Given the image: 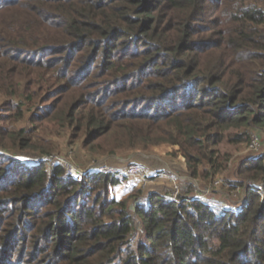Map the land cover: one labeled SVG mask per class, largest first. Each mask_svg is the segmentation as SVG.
I'll return each instance as SVG.
<instances>
[{"label":"trees","instance_id":"1","mask_svg":"<svg viewBox=\"0 0 264 264\" xmlns=\"http://www.w3.org/2000/svg\"><path fill=\"white\" fill-rule=\"evenodd\" d=\"M3 106L2 150L50 152L38 125H13L42 107L38 120L67 121L90 153L169 143L212 183L224 145L264 131V0H0ZM238 175L224 183L243 197L219 208L192 181L178 201L141 187L116 199V173L0 155V264H264V156Z\"/></svg>","mask_w":264,"mask_h":264},{"label":"rangeland","instance_id":"2","mask_svg":"<svg viewBox=\"0 0 264 264\" xmlns=\"http://www.w3.org/2000/svg\"><path fill=\"white\" fill-rule=\"evenodd\" d=\"M57 95H53L49 97L45 101H37V105H45V104H57L58 99ZM48 107V106H47ZM46 108V107H45ZM35 113L33 115V119L30 120V122H24V121H15L13 122V125L15 127L19 126H30V125H38L39 127L36 129L35 132L40 133V139L38 140V145L46 148H51L49 153L47 154H58L63 156L64 158L70 159L72 162L75 164L81 166V167H87L90 165L93 161H98V162H108L110 164L118 165V166H123L127 162H139L141 163L151 174H153L149 179L155 180L160 177V173H163L164 175H169L170 176H179V182H185V187L184 190L188 188V182L192 181L193 187L189 189L188 194L192 196H198L196 194L202 195L204 198H216L218 200H222L223 202L227 203L230 205V207H235L236 201L243 196L242 193L238 194L236 191L233 189L228 188V185L225 184L226 179H241L238 175V168L242 161L244 159H249V160H254L258 157L264 156V131L260 130L258 128H253L251 130V136L253 134H257L260 140V145L261 149L259 148L258 151H251L248 149V142L245 143H240L237 145H231V144H225L224 147L229 149L232 152L231 159L229 161V166L227 167L226 170H224L220 175L223 182L220 184H212V183H206L202 179H195L189 180L190 174H188L186 170V167L184 166V158L182 155L178 154L175 152L176 147L169 144V143H160L155 146H151L149 149L145 151H137L138 156L133 155L132 157L134 158H127L124 159L123 161H119L120 156L127 155V153H122V155H102L98 153H90L86 146H84L83 140L84 136L81 134L74 133L75 130L71 127V125H68L67 121H62V122H55L51 121L48 122L47 120H38L37 116L43 115L44 114V108L42 107H36ZM48 110V108H46ZM9 111V108H6L5 106L0 107V124H8L10 120H7L3 118L2 116L3 113L4 115H7ZM12 112V111H11ZM41 122L43 124L47 125V130L41 129L40 125ZM135 152V151H133ZM0 155H5L10 158H17L21 159L24 161H31L34 160L36 157L41 154L40 152L29 149V148H24V149H6L2 150L0 148ZM132 153V152H131ZM149 153H154L157 154L162 162L156 165L155 167L148 166L147 164H144L143 161H145L146 155H148L150 158L155 159L153 157V154ZM135 154V153H134ZM141 160V161H140ZM48 164V163H47ZM49 166V164H48ZM151 168H157L151 169ZM170 169V173H167L168 170ZM158 174V175H156ZM139 177L141 180V184L144 186L147 192H150L151 190L154 189V184L150 182V180H144L145 177H142L138 174L135 175H129V174H117V179L119 180L115 184L109 185L110 193L113 194V196L116 199H123L128 196V194L131 192L133 188L138 187V182L136 181V177ZM215 176L214 178L218 177ZM189 180V181H188ZM141 185V186H142ZM183 186V185H182ZM196 188V189H195ZM151 189V190H150ZM199 189H201V193H199ZM208 189V192L206 193V190ZM240 189V188H239ZM238 190V189H236ZM239 191V190H238ZM129 192V193H128ZM196 192V193H195ZM169 193V191H168ZM117 195H120L121 197H117ZM199 197V196H198ZM140 224V223H139ZM136 232L139 233V227H136ZM17 243V242H16ZM15 243V244H16ZM21 241H18V244H20ZM20 248L17 247L14 252V257L15 259H19V256L22 255L23 253L19 252ZM3 254V253H2ZM13 264H28L24 261H16V263Z\"/></svg>","mask_w":264,"mask_h":264},{"label":"built area","instance_id":"3","mask_svg":"<svg viewBox=\"0 0 264 264\" xmlns=\"http://www.w3.org/2000/svg\"><path fill=\"white\" fill-rule=\"evenodd\" d=\"M259 148L261 149L259 137L257 134H253L251 136L250 141L248 142V149H250L251 151H258ZM38 159L46 160L49 165H53V164L58 163L65 169V171L68 174L75 176V177L82 176L87 172L98 171V172L129 174V175L138 174L142 177H145V179H144L145 181L146 180L151 181V179H149V177H151L153 175L139 162H127L123 166H118V165L110 164L108 162L93 161L87 167H81V166L75 164L74 162H72L70 159L64 158L63 156L58 155V154L39 155L34 160H38ZM160 174H161L160 176L164 175L163 173H160ZM156 175H158V174H156ZM189 177H190L189 180L195 181V178H191V176H189ZM222 182H223V179L220 176H218L212 180V184L213 183L214 184H220ZM184 187H185V182H179V176L173 175V176H170L169 183H168V185L163 187V190L169 191V195L173 199L178 201L179 195L187 190V189L184 190ZM235 191H236V193L240 194V191H238V190H235ZM207 192H208V189L206 190V193ZM199 193H201V189H199ZM260 194H261V198L264 199V192L261 191ZM196 195H198L199 198L204 203H206L207 205H210L213 207H219V208L230 207V205L223 202L222 200H218L216 198H211V199L210 198H204V197H202L203 194L202 195L196 194ZM242 197L243 196H241V198Z\"/></svg>","mask_w":264,"mask_h":264},{"label":"crops","instance_id":"4","mask_svg":"<svg viewBox=\"0 0 264 264\" xmlns=\"http://www.w3.org/2000/svg\"><path fill=\"white\" fill-rule=\"evenodd\" d=\"M176 147V146H175ZM135 153V154H134ZM150 155L153 154V157H155V159H152L150 158L148 155L144 156L145 157V161L144 164H147L148 166H151V167H155L156 165L154 164H158L160 162H162L161 158L157 155V154H154V153H149ZM133 155H136V157L138 156V152L135 151V152H132V153H129L127 155H123V156H120V159L119 161H123L124 159H127L129 157L131 158H134L132 157ZM183 157V156H182ZM141 161V160H140ZM184 166L186 167L185 165V161H184ZM151 169H155V168H151ZM157 169V168H156ZM155 169V170H156ZM187 171V170H185ZM167 173H170V169L168 170ZM135 175V174H134ZM131 176V175H130ZM133 177H136V176H133ZM136 181L138 182V187H141L143 189L144 192H147V190L149 189H145L144 186L141 184V180L139 177H136ZM150 182H152L154 184V189H163L164 186L168 185L169 183V175H163V176H160L159 178L155 179V180H151ZM142 185V186H141ZM151 190V189H150ZM129 193V192H128ZM121 197L120 195H117V197Z\"/></svg>","mask_w":264,"mask_h":264}]
</instances>
